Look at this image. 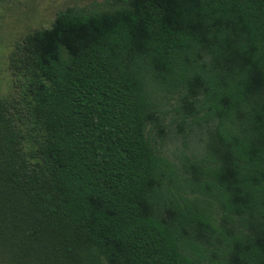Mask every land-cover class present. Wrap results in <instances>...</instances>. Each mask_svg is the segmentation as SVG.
Returning <instances> with one entry per match:
<instances>
[{
    "label": "trees",
    "instance_id": "1",
    "mask_svg": "<svg viewBox=\"0 0 264 264\" xmlns=\"http://www.w3.org/2000/svg\"><path fill=\"white\" fill-rule=\"evenodd\" d=\"M8 70L0 264H264V0L66 8Z\"/></svg>",
    "mask_w": 264,
    "mask_h": 264
},
{
    "label": "rangeland",
    "instance_id": "2",
    "mask_svg": "<svg viewBox=\"0 0 264 264\" xmlns=\"http://www.w3.org/2000/svg\"><path fill=\"white\" fill-rule=\"evenodd\" d=\"M102 0H0V98H14L12 78L8 70V55L12 46L29 32L47 28L54 16L66 8L86 9ZM179 140L169 138L164 152L171 157Z\"/></svg>",
    "mask_w": 264,
    "mask_h": 264
}]
</instances>
